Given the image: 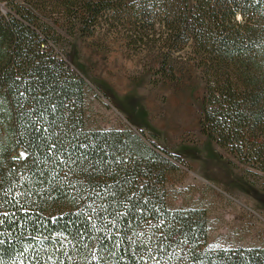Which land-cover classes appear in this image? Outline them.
I'll list each match as a JSON object with an SVG mask.
<instances>
[{"label":"trees","instance_id":"obj_1","mask_svg":"<svg viewBox=\"0 0 264 264\" xmlns=\"http://www.w3.org/2000/svg\"><path fill=\"white\" fill-rule=\"evenodd\" d=\"M96 33L161 81L192 63L199 133L264 174V0H0V264H264V247L207 246L202 208L167 207L178 155L87 127L68 48Z\"/></svg>","mask_w":264,"mask_h":264},{"label":"rangeland","instance_id":"obj_2","mask_svg":"<svg viewBox=\"0 0 264 264\" xmlns=\"http://www.w3.org/2000/svg\"><path fill=\"white\" fill-rule=\"evenodd\" d=\"M68 55L86 82L88 128L141 129L183 160L166 177L168 208H202L207 246L264 247V174L227 165L228 155L220 159L215 145L199 133L204 84L192 63L177 80L161 81L149 70L156 67L150 54H132L122 39L100 33L75 39Z\"/></svg>","mask_w":264,"mask_h":264}]
</instances>
